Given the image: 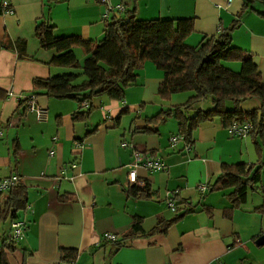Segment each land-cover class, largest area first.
<instances>
[{
    "label": "crops",
    "instance_id": "obj_1",
    "mask_svg": "<svg viewBox=\"0 0 264 264\" xmlns=\"http://www.w3.org/2000/svg\"><path fill=\"white\" fill-rule=\"evenodd\" d=\"M8 1L11 12L0 10V178L16 174L27 189V206L18 218L26 224L24 237L13 249L3 247L9 263L58 264L59 251L72 249L77 252L73 264H264V244H256L264 235V135L233 137L213 116L192 131L190 149L182 142L171 147L177 120L169 116L173 121L153 129L147 119L184 103L186 94L161 97L163 71L149 60L137 70L122 100L95 97L84 116L76 115L80 109L75 99L37 95L47 110L46 120L37 121L22 101L7 97V90L27 95L33 93L34 78L76 70L48 64L55 51L40 46L36 26L46 22L57 37L76 35L95 42L104 32V5L97 0ZM109 2L134 8L140 19L193 18V32L186 39L190 45L227 30L241 12L230 32L232 45L252 55L264 81V0ZM73 51L80 62L85 58L80 46ZM226 106L231 108L230 103ZM259 106V100L250 98L239 107L248 111ZM210 108L201 102L190 114ZM74 141L82 146L74 147ZM123 142L164 163L160 171L138 168L148 198L129 194L132 148ZM239 164L259 167V179L244 202L233 206L228 196L233 187L213 185L222 166ZM199 185L206 187L204 193ZM172 194L192 211L164 233L138 236L115 252L103 240L106 233L123 235L138 221L148 232L159 220H171L175 213L167 199ZM7 195L0 193V204ZM10 225L0 222V246Z\"/></svg>",
    "mask_w": 264,
    "mask_h": 264
},
{
    "label": "trees",
    "instance_id": "obj_2",
    "mask_svg": "<svg viewBox=\"0 0 264 264\" xmlns=\"http://www.w3.org/2000/svg\"><path fill=\"white\" fill-rule=\"evenodd\" d=\"M240 18L241 12L230 28L217 34L205 35L196 45L186 42L193 32V18L140 19L134 8L111 13L105 21L103 36L95 42L83 40L76 35L57 37L52 25L41 22L35 30L40 46L55 51L48 64L76 71L48 78H34L32 92L36 96L42 94L75 99L80 109L76 115L84 116L92 107L95 97L106 95L114 100H122L125 89L135 83L137 70L149 60L163 71L158 87L161 97L169 98L173 93L191 92L184 103L148 118L147 123L153 129L156 124L172 116L178 122L177 134L181 135L182 143L191 144L192 131L200 123L217 116L225 127L233 122L249 121L252 125L249 134L262 136L264 81L252 55L232 45L230 32L238 26ZM75 46H80L85 53L81 62L74 54ZM17 48L23 51L22 43H18ZM229 63H237L238 71L228 67ZM250 98L259 100L260 106L248 111L241 110L240 104ZM205 101L211 104L210 109L190 114L195 104ZM227 103L231 104L230 109ZM258 171L259 167L253 165L248 169L242 164L224 165L213 187H233L228 196L233 206H238L244 202L247 190L254 188L259 179ZM129 194L138 198L149 197L147 186L143 189L131 187ZM171 199L176 206L171 220H159L148 232L143 231L139 221L134 223L128 232L111 242L113 251L126 246L138 236L164 233L176 219L192 211L187 207L188 204L178 200L177 194H172ZM26 206L27 189L19 181L8 191L5 202L0 204V222L11 223L18 219L19 213ZM15 243V240L4 235L0 246V264H10L3 247L13 249ZM59 252L58 264H73L76 260L75 250L61 249Z\"/></svg>",
    "mask_w": 264,
    "mask_h": 264
},
{
    "label": "built area",
    "instance_id": "obj_3",
    "mask_svg": "<svg viewBox=\"0 0 264 264\" xmlns=\"http://www.w3.org/2000/svg\"><path fill=\"white\" fill-rule=\"evenodd\" d=\"M104 5V10L102 12V19L106 21L110 14L113 12H123L125 11V6L123 4H110L109 0H97ZM0 10L3 12H11L10 3L8 0H0ZM7 97H13L18 101H22L24 104L25 112L35 113L37 121H45L47 110L45 107L38 104L36 95L34 93H29L27 95H22L20 92L16 93L13 89H9L6 92ZM251 123L246 122H233L226 127L229 135L237 138H246L251 130ZM4 129L0 124V139L3 137ZM178 142H183L181 135L175 133L170 136L169 143L171 147H175ZM191 144H184L186 150L190 149ZM82 146L81 142L74 141V147L79 148ZM122 146L132 148V163L131 168L128 171V183L130 187H135L138 189H143L145 187V181L139 179L137 175L138 168H143L148 171H160L164 169V163L159 157L144 156L139 150L131 146L130 144L123 142ZM52 154V152H50ZM74 166V165H73ZM19 182V177L16 174L0 178V193L8 192L13 186ZM206 187L204 185H199L198 190L200 193L205 192ZM168 208L172 211H176V206L171 199V195L167 199ZM10 231L8 237L19 241L24 237V232L26 229V224L21 219H16L11 222ZM117 239V235L112 233H106L103 235V240L113 242Z\"/></svg>",
    "mask_w": 264,
    "mask_h": 264
},
{
    "label": "rangeland",
    "instance_id": "obj_4",
    "mask_svg": "<svg viewBox=\"0 0 264 264\" xmlns=\"http://www.w3.org/2000/svg\"><path fill=\"white\" fill-rule=\"evenodd\" d=\"M228 65V67H230V68H232V69H234V70H236V71H238V69H239V65L237 64V63H229V64H227ZM82 79H83V77H81ZM182 93H185L186 94V96L184 97V100H186L188 97H189V95H191V92H189V91H187V92H182ZM179 95H182V94H180V93H178ZM168 121H173V120H167L166 119V121L162 124L161 123V126H163V125H165V123H167Z\"/></svg>",
    "mask_w": 264,
    "mask_h": 264
},
{
    "label": "water",
    "instance_id": "obj_5",
    "mask_svg": "<svg viewBox=\"0 0 264 264\" xmlns=\"http://www.w3.org/2000/svg\"><path fill=\"white\" fill-rule=\"evenodd\" d=\"M256 244H264V235L260 236V237L256 240Z\"/></svg>",
    "mask_w": 264,
    "mask_h": 264
}]
</instances>
